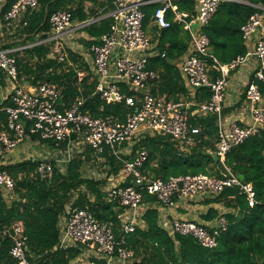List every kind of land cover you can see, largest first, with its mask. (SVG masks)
<instances>
[{
	"label": "built area",
	"instance_id": "obj_1",
	"mask_svg": "<svg viewBox=\"0 0 264 264\" xmlns=\"http://www.w3.org/2000/svg\"><path fill=\"white\" fill-rule=\"evenodd\" d=\"M4 0H0L2 2ZM179 0H114L111 13V31L100 38L98 44L91 46L94 69L97 79L96 93L107 103H124L131 111L124 120L118 117H94L83 112L85 101L80 99L70 108L61 111L58 102L61 92L52 82L36 87L24 85L19 76L16 51L0 49V70L12 83V105L7 106V121L0 133V157L15 149L28 136H40L51 140L56 146L67 142L74 136L103 154L108 148L111 154L123 165L126 178L131 184L114 183L107 186L106 200L113 203L121 222L122 236L118 241L113 222H99L88 210L74 207L71 203L65 216L62 236L55 249L84 246L83 253L71 264H114L119 260L129 264L135 258L133 250L127 247V235L134 233L144 216L145 191L157 197L162 206H173L180 199L193 198L206 194H219L226 187H239L245 194L250 207H254L257 194L253 184L243 183L233 176L217 177L205 174L182 175L168 181L149 178L145 166L150 154L140 147L129 154L124 145L134 140L141 142L146 135L169 136L181 150L188 151L196 143L191 131V117H217L218 135L215 155L225 163L228 153L234 146L261 134L264 130V96L260 84L264 83V12L252 14L242 26V39L247 47L244 55H239L228 64L221 63L210 52V38L202 31L209 25L220 6L228 0H195L192 12L180 10ZM41 0H16L7 12L5 21L9 24L26 26L24 20L29 13L40 8ZM159 5L153 16V24L159 32L169 29L173 22L190 33L192 48L183 64V74L190 90L194 93L191 100L167 101L154 96L151 85L160 81L161 76L149 68L153 41L145 27V8ZM263 11L264 8L260 7ZM53 37L59 43L61 37L74 24L70 10L55 12L50 18ZM85 23L77 24L81 28ZM61 46L54 50L55 58L64 61ZM164 55V54H163ZM250 68L246 82H243V95L246 100L248 118L242 123L224 114L226 96L233 72L244 66ZM219 74L215 78L212 73ZM130 84L132 95L123 92L120 83ZM207 88L211 97L206 102H198L196 93ZM128 155V156H127ZM131 157V158H128ZM55 166L51 161L39 163L37 173L42 179H52ZM16 179L6 170H0V188L14 192ZM143 220V219H142ZM173 235L190 236L206 248H216L223 232L229 229L225 217L218 221L212 231L195 222L172 220L164 223ZM10 240V255L17 264H33L28 254V235L25 225L16 221L10 226L0 224V245Z\"/></svg>",
	"mask_w": 264,
	"mask_h": 264
},
{
	"label": "trees",
	"instance_id": "obj_2",
	"mask_svg": "<svg viewBox=\"0 0 264 264\" xmlns=\"http://www.w3.org/2000/svg\"><path fill=\"white\" fill-rule=\"evenodd\" d=\"M16 0L0 2V19L5 22V16ZM98 0H41L40 8L29 13L24 20L28 22L19 30V37L24 38V44L35 42L37 35L42 33L41 39H46L51 31L50 18L60 10H70L73 20L87 22L95 15L86 12L85 3ZM114 0L101 2L103 7L112 8ZM238 2H224L214 15L209 25L202 31L210 38V52L221 63L228 64L239 55L247 52V47L242 39V26L248 18L256 12H264V0H241ZM180 10L192 12L195 9L193 0H179L176 2ZM159 5H149L145 8V27L153 21V16ZM172 22L169 29L162 30L156 43L157 50H164V55L159 52L154 58V63H149V68L161 71V83L170 92L175 86L173 79H180V72L175 63L189 55L192 44L190 33L180 25L173 22V15L168 14ZM112 18L105 17L90 24L85 31L93 39L86 42L89 47L98 44L100 38L109 33L112 28ZM13 46V45H11ZM11 46H4L7 49ZM52 44L40 45L27 50L26 57L17 58L19 76L28 79L34 86L45 82L56 84L61 91V102L58 107L61 111L70 108L76 101H85L83 112L94 117L113 116L124 120L131 111L124 103L107 104L96 93L94 82L88 83L84 78L78 81L77 73L71 70L59 73L60 67L55 60L50 58ZM30 60L34 61L31 62ZM53 68V71H49ZM215 78L219 74L213 72ZM27 77V78H26ZM4 73L0 70V84ZM170 80V81H169ZM181 80V79H180ZM264 96V83L260 84ZM186 88L182 86L183 93ZM125 94L132 95L128 89ZM176 95V94H174ZM211 93L205 88L196 94L198 102H206ZM178 101V98L174 99ZM5 105H12L8 99ZM2 120L7 121L6 113H0ZM217 117H191L189 123L191 131L196 138V143L188 151L181 150L180 146L169 136L157 135L146 137L137 147H145L150 154L145 166V175L149 178H159L164 181L182 175L205 174L222 177L219 169L220 158L215 156L218 135ZM6 124V123H5ZM2 127H0V132ZM35 139L55 145L54 141L42 140L40 136ZM61 148L67 147V142L60 144ZM211 151V152H210ZM91 154L97 155L94 150H87L82 156L74 158L62 172L55 163L52 179H42L36 173L39 162H21L13 166H1L0 170L8 171L17 181L14 202L8 204L4 198V190L0 188V224L10 226L16 221L25 225L28 235V254L33 264H71L82 253L84 246H75L66 249H57L62 236L60 226L61 217L68 211L72 203L74 207L88 209L95 218L101 222H113L115 235L119 241L122 236L121 222L118 218L113 203L107 202L104 187L107 182L103 178H85L81 169L86 162H90ZM103 157L108 159L112 167L110 175L118 174L123 165L110 154L107 148ZM225 166L228 167L236 178L243 183H251L257 194L258 203L250 207L245 194L239 187H226L219 194H209L203 201L207 206L204 211L197 212L196 218L187 216L188 212L177 209L181 221L195 222L206 227L209 231L218 226L220 218L225 217L229 222V229L223 232L218 240V246L210 249L202 246L190 236H173L168 226L161 224V214L156 207L157 197L145 191V204L150 205L143 216V227L138 226L134 233L127 235V247L134 251L135 264H264V130L237 149L228 153ZM131 184V178L125 185ZM177 202V201H176ZM242 217L239 218V214ZM189 215V214H188ZM10 240L0 245V264H17L10 255ZM98 261L97 264H103ZM123 264V263H120Z\"/></svg>",
	"mask_w": 264,
	"mask_h": 264
},
{
	"label": "crops",
	"instance_id": "obj_3",
	"mask_svg": "<svg viewBox=\"0 0 264 264\" xmlns=\"http://www.w3.org/2000/svg\"><path fill=\"white\" fill-rule=\"evenodd\" d=\"M103 1L105 0H98L97 3H92L90 1H87L85 3L86 12L89 13L90 11H92L95 13L96 16L93 15L91 19H89L87 22H84L85 25L81 28H78L76 25L82 22L74 21L73 27L61 37L59 43L55 40H51L53 37V30L51 26V31L48 35L49 36L48 38L41 39V36H43V34L40 33L37 35L36 37L37 40L35 42L33 43L27 42V44H24L23 42L25 39L20 38L18 36L19 35L18 32L22 28V25L19 26L18 24L17 25L9 24L8 22L6 21L4 22L0 19V48H4V46L13 45L7 49L15 50L16 51L15 56L19 58H23L26 57L25 52L29 49H32L33 47L52 44L50 58H52L58 64H60V67L57 70L59 73H67L70 72L71 70H74L77 73L78 81L81 82L84 78H87L89 84L91 82H94L96 85L97 79L94 69V59H93L94 57L91 51V46L89 47L88 45H86V42H89L93 39L85 31V28L90 24L100 20L101 18L111 17L110 15L114 9V4H112V8L110 7L108 8V11H106L105 10L106 7H103L101 4V2ZM193 1L195 2V0ZM228 1L245 4V2L241 0H228ZM195 7H196V2H195ZM147 31L153 41L152 50L148 52L147 55L150 56V60L152 58L151 62L154 63L155 61L154 58L156 57V55H158L159 52L161 53V50L156 49V43L160 33L157 32L158 28L153 24V22H151L147 26ZM57 45L61 46L62 48L61 51L65 56L64 61H58L55 58L54 50ZM185 59L186 57L175 63V66L178 68L180 72L181 80L180 79L176 80L171 78L174 84L175 83L176 84L174 88L173 87L170 88L169 90L170 92L166 91L165 88L171 85L167 84L165 87L163 86V83H161V81L155 82L154 84L151 85V90L155 97L167 101H175L174 100L175 98H178V101L191 100V98L194 97V93L190 90L186 82V78L182 71ZM30 61L34 62L32 60ZM154 70L160 73L161 76L160 70H156V69ZM49 71H53V68H51ZM249 74H250V68L247 65L241 68L240 71L233 72L230 78L229 87L226 96V103L224 110L225 116L234 119L240 123H242L243 120H246L248 118L246 100H245V96L243 95V91H244L243 82L247 81ZM24 85L29 87H36L32 85L31 81H28V79L24 81ZM120 86L123 92L126 89H128L130 93L133 94V91L131 90L130 84L128 82L123 81L120 83ZM182 86L186 88V91H184L183 93H181ZM11 95H12V83L9 80V78L4 74L3 81L0 84V113L5 112L4 109L8 106L5 105L6 101L8 99H10L11 101ZM61 101L62 99L59 102ZM5 123L6 121L2 120L0 117V127H2V131H4L6 127ZM157 135L159 134H150V135H146V137H155ZM138 144L139 142L137 143V140H134L132 144H125L123 147L125 153L129 154L131 152V149H134V151L138 149L137 147ZM90 149L92 148L86 146L80 140V138L72 137V139L67 141V147L61 148L60 146L51 145L50 143L35 139L34 136H28V138L24 142L19 144V146H17L15 149L11 150L10 152L6 153L4 156L0 157V165L13 166L21 162L33 161L40 163L42 161H51L52 163H55L56 166L59 167L62 172H65L68 164L74 158H76L77 156H82L83 158H85L84 156L85 152ZM96 154L100 156L97 157L96 155L91 154L90 162L84 163L81 169L83 177L85 178L101 177L104 180H106L107 184L103 189L105 193L107 190V186L112 184L113 182L123 183V184L127 182L129 178H126V176L123 173V170H121L118 174L113 173L110 175L109 173L111 172L112 167L108 164V159L103 157V154H99V153ZM4 192H5L4 198L7 201V203L11 204L12 202H14L15 198L17 197L16 193L6 192V191ZM208 195L209 194L203 196H196L193 198L180 199L173 206H162L160 203L157 202L156 204H154L153 207H156L159 210L161 214V224L163 225L164 223L175 219L180 220L181 216L179 215V213H177L178 208L187 211L189 214V215L187 214V216H193V219H195L197 212L204 211L207 208V206L203 205V201L207 199ZM148 207H150V205L144 203L143 211L145 212ZM65 216L66 214L61 217V222H60L61 230H63L65 224ZM142 219L143 218L140 219V226L143 227L144 221ZM120 263L121 262L119 260L117 259L114 260V264H120Z\"/></svg>",
	"mask_w": 264,
	"mask_h": 264
},
{
	"label": "water",
	"instance_id": "obj_4",
	"mask_svg": "<svg viewBox=\"0 0 264 264\" xmlns=\"http://www.w3.org/2000/svg\"><path fill=\"white\" fill-rule=\"evenodd\" d=\"M161 54H164V50H161ZM237 148H238V146H234L233 147V149H237ZM219 169H220L223 177H226V176H229L230 175L229 172H228V170H227V168H226V166H225V164L223 162H220ZM238 216H239V218H241L242 217V214L240 213Z\"/></svg>",
	"mask_w": 264,
	"mask_h": 264
},
{
	"label": "rangeland",
	"instance_id": "obj_5",
	"mask_svg": "<svg viewBox=\"0 0 264 264\" xmlns=\"http://www.w3.org/2000/svg\"><path fill=\"white\" fill-rule=\"evenodd\" d=\"M149 34V33H148ZM225 164V163H224ZM115 182H113L112 184H114ZM136 258H134V260L132 262H129V264H135L136 263Z\"/></svg>",
	"mask_w": 264,
	"mask_h": 264
}]
</instances>
